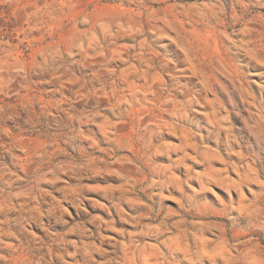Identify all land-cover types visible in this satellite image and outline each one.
<instances>
[{
  "label": "rangeland",
  "instance_id": "obj_1",
  "mask_svg": "<svg viewBox=\"0 0 264 264\" xmlns=\"http://www.w3.org/2000/svg\"><path fill=\"white\" fill-rule=\"evenodd\" d=\"M0 264H264V0H0Z\"/></svg>",
  "mask_w": 264,
  "mask_h": 264
}]
</instances>
